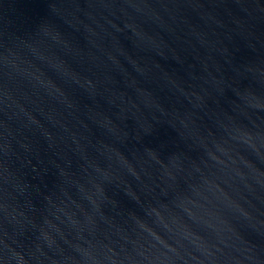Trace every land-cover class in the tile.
Wrapping results in <instances>:
<instances>
[{
    "label": "water",
    "instance_id": "obj_1",
    "mask_svg": "<svg viewBox=\"0 0 264 264\" xmlns=\"http://www.w3.org/2000/svg\"><path fill=\"white\" fill-rule=\"evenodd\" d=\"M0 264H264V0H0Z\"/></svg>",
    "mask_w": 264,
    "mask_h": 264
}]
</instances>
